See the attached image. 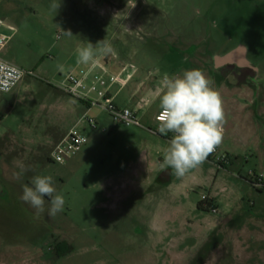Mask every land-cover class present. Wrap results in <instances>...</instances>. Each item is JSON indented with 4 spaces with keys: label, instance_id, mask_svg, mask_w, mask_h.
<instances>
[{
    "label": "rangeland",
    "instance_id": "obj_1",
    "mask_svg": "<svg viewBox=\"0 0 264 264\" xmlns=\"http://www.w3.org/2000/svg\"><path fill=\"white\" fill-rule=\"evenodd\" d=\"M0 20L11 35L0 56L29 73L0 92V246H21L16 264L28 255L29 264H264V187L246 177L253 162L239 174L206 159L177 177L160 168L169 140L148 131L165 75L198 68L212 79L218 57L240 46L264 100V0H0ZM104 39L114 54L95 61L135 70L117 106L133 107V83L155 87L137 112L141 126L116 124L57 88L86 66L77 48ZM74 126L85 145L53 162L51 149ZM24 165L33 171L14 179ZM33 175L54 178L64 198L55 217L47 197L40 214L21 200ZM203 197L217 213L197 208Z\"/></svg>",
    "mask_w": 264,
    "mask_h": 264
},
{
    "label": "clouds",
    "instance_id": "obj_2",
    "mask_svg": "<svg viewBox=\"0 0 264 264\" xmlns=\"http://www.w3.org/2000/svg\"><path fill=\"white\" fill-rule=\"evenodd\" d=\"M108 54H114V50L105 39L95 46L87 43L77 48V63L88 65L97 55ZM213 84L214 81L198 68L164 76V90L159 97L158 131L173 136L160 163L161 170L171 168L174 175L183 177L199 167L221 144L226 118L222 97ZM29 171H33V167L24 165L13 177L21 179ZM46 197L50 203L49 216L55 217L63 211L64 198L51 175H33L30 185H23L20 198L40 214L45 210Z\"/></svg>",
    "mask_w": 264,
    "mask_h": 264
},
{
    "label": "built area",
    "instance_id": "obj_3",
    "mask_svg": "<svg viewBox=\"0 0 264 264\" xmlns=\"http://www.w3.org/2000/svg\"><path fill=\"white\" fill-rule=\"evenodd\" d=\"M1 27H3V22L0 20ZM8 29L12 30L11 27H8ZM10 38L11 35H5L0 31V51L6 46ZM134 73L135 70L129 65H122L115 71H110L107 63H91L81 68L77 73L65 74L63 81L57 88L68 96L81 100L88 106H100L116 124L141 126L137 118V110L146 106L148 100L140 101L137 110H133L129 107L117 106L110 95V88L112 86L125 87ZM28 74V72L19 66L4 60L0 56V92L11 91ZM89 94H95L96 100L90 99ZM157 116L158 114L155 116L156 129H148L152 133L158 132L159 124ZM86 120L90 127H95L96 123L93 119ZM86 141L85 135L74 126L53 146L50 151V159L55 163H63L69 156L80 151ZM206 159L220 168H226L232 164V157L218 147ZM247 178L251 180L250 183L253 186L257 188L264 187L263 172L249 170ZM205 198L208 199L209 205L207 207L210 212L217 213L218 210L213 204L212 199L208 197H203L202 199Z\"/></svg>",
    "mask_w": 264,
    "mask_h": 264
},
{
    "label": "crops",
    "instance_id": "obj_4",
    "mask_svg": "<svg viewBox=\"0 0 264 264\" xmlns=\"http://www.w3.org/2000/svg\"><path fill=\"white\" fill-rule=\"evenodd\" d=\"M93 63L99 62L94 61ZM107 66L109 69L111 68L108 64ZM215 69L216 70L211 73V75H213L212 80L214 81L213 87L224 97L222 100L226 118L223 140L218 148L232 157L231 167H238L239 174L242 172L244 164H247L250 161L255 165V168L252 169V171L264 173V136L260 133V131L264 129V100L258 98L260 95L259 90L255 89L252 83L251 85H247L246 83H237V81L232 82V78H234L232 73L229 70L222 68V65H218ZM256 72L254 73L255 81L256 79L259 80V75ZM114 87L115 86H112L110 88V95L112 96L113 101H115V97L122 89L116 86V89L113 90ZM154 89V86H148L142 81L133 83L130 99L135 100V103L133 107L130 108L137 110L139 102L145 100V95L147 96L154 91ZM235 95L242 98V100H236L234 98ZM123 106L128 107L126 105ZM141 109H138L137 112ZM159 111L160 109L158 106L150 115L149 121L147 120L149 125H157L155 116ZM158 136L160 135L158 134ZM163 136L166 141H170L173 134L168 133ZM212 201L214 202L213 198ZM16 250L20 251L21 246H0V258L7 261L5 262L2 260L1 264H16L20 262L19 258H17L18 260L15 259L19 256L14 255L13 252ZM8 259L11 261L9 262ZM22 262L29 264V255L26 261L23 259Z\"/></svg>",
    "mask_w": 264,
    "mask_h": 264
},
{
    "label": "flooded vegetation",
    "instance_id": "obj_5",
    "mask_svg": "<svg viewBox=\"0 0 264 264\" xmlns=\"http://www.w3.org/2000/svg\"><path fill=\"white\" fill-rule=\"evenodd\" d=\"M222 68L229 70L237 83H246L247 85H251V82L254 80V73L256 72L253 64L247 63V65H240L239 59L238 61L236 59L228 65L222 66Z\"/></svg>",
    "mask_w": 264,
    "mask_h": 264
},
{
    "label": "water",
    "instance_id": "obj_6",
    "mask_svg": "<svg viewBox=\"0 0 264 264\" xmlns=\"http://www.w3.org/2000/svg\"><path fill=\"white\" fill-rule=\"evenodd\" d=\"M235 59H239V63L241 65H247V61L244 58V49L240 46L235 48L234 50L226 53L225 55L218 57L217 63L218 65H223L229 63Z\"/></svg>",
    "mask_w": 264,
    "mask_h": 264
},
{
    "label": "trees",
    "instance_id": "obj_7",
    "mask_svg": "<svg viewBox=\"0 0 264 264\" xmlns=\"http://www.w3.org/2000/svg\"><path fill=\"white\" fill-rule=\"evenodd\" d=\"M203 205H205L206 207L209 205V202H208V199L205 198V199H201L197 202V208L198 209H201V207H203Z\"/></svg>",
    "mask_w": 264,
    "mask_h": 264
}]
</instances>
